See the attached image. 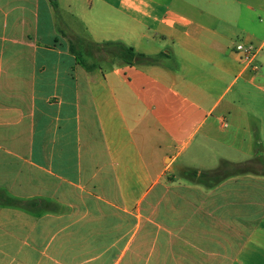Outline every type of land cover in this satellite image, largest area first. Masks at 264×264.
<instances>
[{"label":"crops","instance_id":"obj_1","mask_svg":"<svg viewBox=\"0 0 264 264\" xmlns=\"http://www.w3.org/2000/svg\"><path fill=\"white\" fill-rule=\"evenodd\" d=\"M57 2L0 0V264H264V166L182 175L264 158V0Z\"/></svg>","mask_w":264,"mask_h":264},{"label":"trees","instance_id":"obj_2","mask_svg":"<svg viewBox=\"0 0 264 264\" xmlns=\"http://www.w3.org/2000/svg\"><path fill=\"white\" fill-rule=\"evenodd\" d=\"M59 15V7L57 0H50ZM101 51L106 54L109 59L117 60L118 62L135 65H146L157 62L156 57H150L145 54L137 53L134 48L127 47L122 43H105L99 45ZM260 163L264 166V158L258 157L256 160L248 163L234 165L224 163L218 170L211 172H199L198 170H185L183 176L200 183L207 185L217 184L224 178L233 173H244L252 170L254 166ZM211 186V185H210ZM0 204L20 205L21 202L6 195L5 192L0 191Z\"/></svg>","mask_w":264,"mask_h":264},{"label":"built area","instance_id":"obj_3","mask_svg":"<svg viewBox=\"0 0 264 264\" xmlns=\"http://www.w3.org/2000/svg\"><path fill=\"white\" fill-rule=\"evenodd\" d=\"M236 53L240 55V62L247 68L253 67L258 55V48L252 43L239 44L236 46Z\"/></svg>","mask_w":264,"mask_h":264}]
</instances>
